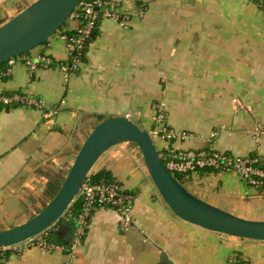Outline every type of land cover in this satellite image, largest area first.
Here are the masks:
<instances>
[{"label":"crops","instance_id":"0c3cea01","mask_svg":"<svg viewBox=\"0 0 264 264\" xmlns=\"http://www.w3.org/2000/svg\"><path fill=\"white\" fill-rule=\"evenodd\" d=\"M32 1L0 0V25ZM115 1L130 12L128 27L100 20L76 75L66 79L55 66L30 73L18 61L9 76H0L1 91H22L58 109L52 119L33 107H0V231L47 204L48 184L62 179L97 116L129 114L149 130L154 105L161 102L166 123L191 133L173 147L197 149L213 141L220 152L264 159V7L257 0ZM75 24L67 21L65 28ZM39 53L67 60L59 33L27 55ZM127 144L105 151L93 172L108 171L133 194L128 230L120 228L116 211L97 207L73 253L21 242L5 249L1 263L160 264L164 252L173 264H226L236 253L264 264V241L209 231L177 217ZM154 144L159 149L168 142ZM188 183L192 194L213 206L264 220V209L256 208L264 195L233 172L198 171ZM70 236L62 224L52 241Z\"/></svg>","mask_w":264,"mask_h":264},{"label":"water","instance_id":"95a60500","mask_svg":"<svg viewBox=\"0 0 264 264\" xmlns=\"http://www.w3.org/2000/svg\"><path fill=\"white\" fill-rule=\"evenodd\" d=\"M79 0H34L0 25V65L48 41L68 19ZM133 142L149 176L172 212L188 223L229 236L264 241V220L228 213L192 194L162 163L145 129L123 116L97 123L79 147L52 199L25 222L0 231V248L19 244L49 228L77 195L82 181L99 157L112 146ZM160 264H173L164 252Z\"/></svg>","mask_w":264,"mask_h":264},{"label":"built area","instance_id":"2783aa9c","mask_svg":"<svg viewBox=\"0 0 264 264\" xmlns=\"http://www.w3.org/2000/svg\"><path fill=\"white\" fill-rule=\"evenodd\" d=\"M102 19H112L120 26L128 27L131 14L128 11L121 10L119 3L115 0H79L70 13L67 21L76 23L73 32L69 35L61 33L60 37L65 43L67 58H70L71 64L62 61L55 65L63 72L66 79L77 74L82 64L84 47L91 39L98 22ZM18 61L22 62L30 73H33L39 68L54 67L55 59L45 53H39L35 56L21 54L5 62L6 67L2 70L0 69V76H9L10 67ZM12 104L39 109L43 112L44 117L47 118H56L58 114V109L42 98L22 91L8 93L0 90V106ZM154 109L153 123L147 131L153 141L160 139L168 142L167 146L157 149L159 157L172 175H178L184 180L181 183L189 182L191 175L198 171L233 172L240 176L249 186L264 195V163L262 158L257 156L243 157L220 152L213 146V141H210L203 148H175L171 145L172 142L184 140L191 136V133L177 130L166 123L164 103L155 104ZM125 117L129 119V114ZM215 135L216 132H213L211 134L212 138ZM182 184L184 185V183ZM74 200L80 203V211L76 216V227L72 239L67 245L47 241V232L43 230L23 241L26 246L38 247L46 251H64L68 249V254L73 253L83 241L92 210L98 206L116 211L120 217V228L122 230H128L133 224L134 196L115 179L93 181L90 172H88L72 201ZM6 248H0V252ZM226 264L254 263L250 262L241 253H236L227 259Z\"/></svg>","mask_w":264,"mask_h":264},{"label":"trees","instance_id":"16d2710c","mask_svg":"<svg viewBox=\"0 0 264 264\" xmlns=\"http://www.w3.org/2000/svg\"><path fill=\"white\" fill-rule=\"evenodd\" d=\"M257 2L264 7V0H257ZM66 23H67V20L63 23V25L60 26V28L55 32V34L56 33H59V34L65 33V34H68V35L71 34L73 32V28L74 27L73 28H65L66 27L65 26ZM96 34H97V30L94 31V33L92 34L91 39L89 40V42L84 47V56L82 57V62L84 61L87 47L89 46V43L95 38ZM46 43H47V41L45 43H43L42 45H44ZM27 53H29V52H27ZM59 62H62V61H55L53 66H55ZM65 62H67V64H71L70 63V58L69 59L67 58V60ZM4 64L5 63L1 64L0 65V68ZM12 106H21V105H19V104H12V105H7V106H0V107L3 108V107H12ZM96 118H97V123H99L100 121H102L103 119H105V118H103L101 116L100 117L97 116ZM262 162L264 163V159L262 160ZM205 171H212V170H205ZM89 172L91 174V178H92L93 181H98L100 179L112 180V178H110V175H109V172L108 171L99 170L97 172H93L91 170ZM175 178L178 181H180V182L182 180L177 175H175ZM61 183H62V179H60L58 181H54L53 183L48 184V186H47V194H48V197H49V201L52 199V197L54 196V194L57 192V190H58L59 186L61 185ZM94 209L92 210V213H93ZM79 211H80V203L77 200L72 201L69 204L68 208L63 213V215L57 221H55L49 228H47V229L44 230V232H47V235H46L47 241L53 243L52 238H53V234H54L56 228H58L60 225L63 224V225H66L68 227V229L71 231V236H70L69 239H67V240H65V241H63V242H61L59 244L67 245L70 242V240L72 239L73 232H74L75 227H76V216H77V214H78ZM92 213H91V215H92ZM91 215H90V218H91ZM89 222H90V219H89ZM86 231H87V229H86ZM63 252L68 253V249H65ZM7 256H8V252H5V249H2V251L0 252V264H2L1 263V259L5 258Z\"/></svg>","mask_w":264,"mask_h":264},{"label":"rangeland","instance_id":"374dc122","mask_svg":"<svg viewBox=\"0 0 264 264\" xmlns=\"http://www.w3.org/2000/svg\"><path fill=\"white\" fill-rule=\"evenodd\" d=\"M24 54H27V53H24ZM136 125H137V123H136ZM137 126H139V125H137ZM140 127V126H139ZM128 144V146L133 150V153H135L136 155H137V157H140L141 158V161H142V163H144L143 162V159H142V156H141V153H140V150H139V148L136 146V144L135 143H133V142H127ZM156 145V144H155ZM156 148H157V145H156ZM100 158V157H99ZM97 162H98V160L95 162V164L93 165V167L90 169V171L92 170L93 171V169H94V167L97 165ZM72 163V162H71ZM71 166V164L69 165V166H67V168L65 169V170H63V173L61 174V178H62V181H63V179L65 178V175H66V173H67V171H68V169H69V167ZM178 176V175H177ZM179 177V176H178ZM180 178V177H179ZM181 179V178H180ZM181 181H184L183 179L181 180ZM182 183H184V185L186 186L185 188L186 189H188L190 192H192L190 189H189V187H188V185H189V183L188 182H182ZM217 207V206H216ZM218 208H220V209H222V210H224V211H226V212H228V213H231V212H229V211H227V210H225L224 208V206H219ZM256 208H259V209H264V200H262V199H260L257 203H256ZM231 214H233V213H231ZM233 215H236V214H233ZM236 216H238V215H236ZM240 217V216H239ZM243 218V217H242ZM247 219V218H246ZM251 220V219H250Z\"/></svg>","mask_w":264,"mask_h":264}]
</instances>
